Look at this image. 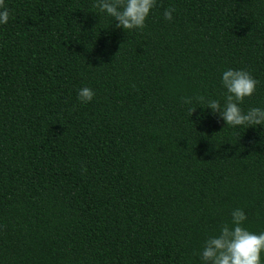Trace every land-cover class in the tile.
<instances>
[{
	"label": "trees",
	"instance_id": "obj_1",
	"mask_svg": "<svg viewBox=\"0 0 264 264\" xmlns=\"http://www.w3.org/2000/svg\"><path fill=\"white\" fill-rule=\"evenodd\" d=\"M5 3L0 264H200L235 208L264 231V128L196 100L246 69L264 107V0H157L132 31L96 0Z\"/></svg>",
	"mask_w": 264,
	"mask_h": 264
},
{
	"label": "clouds",
	"instance_id": "obj_2",
	"mask_svg": "<svg viewBox=\"0 0 264 264\" xmlns=\"http://www.w3.org/2000/svg\"><path fill=\"white\" fill-rule=\"evenodd\" d=\"M157 0H96L94 7L111 17L115 27L125 30H139L145 27L151 10ZM174 7L163 12V19H173ZM10 19V11L5 0H0V26L6 25ZM220 84L224 91L223 103L217 99L196 97L197 102L206 105L218 122L223 121L225 127L237 129L264 128V107L242 109L241 104L256 90L258 81L246 69L227 68L221 72ZM95 96L93 89L85 86L77 91V101L81 104L90 103ZM191 104V101H185ZM195 109L189 107L191 116ZM230 224H224L218 235L210 236L203 242L199 253L200 264H264V231L254 233L243 227L247 219L243 209L231 211Z\"/></svg>",
	"mask_w": 264,
	"mask_h": 264
}]
</instances>
